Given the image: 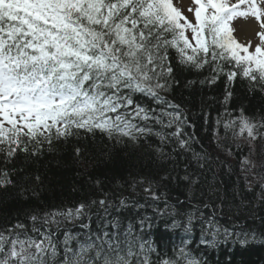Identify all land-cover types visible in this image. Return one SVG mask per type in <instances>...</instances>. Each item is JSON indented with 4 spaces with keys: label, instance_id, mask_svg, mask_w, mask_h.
Returning a JSON list of instances; mask_svg holds the SVG:
<instances>
[{
    "label": "snow or ice",
    "instance_id": "6c2138e0",
    "mask_svg": "<svg viewBox=\"0 0 264 264\" xmlns=\"http://www.w3.org/2000/svg\"><path fill=\"white\" fill-rule=\"evenodd\" d=\"M193 3L195 23L173 0H0V155L4 162H11L18 152L39 154L44 144L51 148L53 139L66 140L83 130L99 131L117 143L138 144L155 136L160 142L154 148L159 158L172 159L165 150L171 146L172 152L191 153L204 169L208 154L195 152L191 145L196 138L185 131L194 125L181 106L165 95L179 83L169 52L176 51L178 65L196 70L207 66L208 83L224 75L231 85L241 76L264 91V0ZM238 18L258 22L259 42L237 41L231 25ZM231 95L226 91L225 103ZM138 96L150 98L156 107L141 103ZM216 124L223 127L225 139L229 132L234 140L246 138L249 156L257 154L255 142L264 141V118H250L242 108L229 120L217 118ZM75 151L79 156L81 149ZM225 151L231 155V148ZM249 156L241 160V170L249 191L256 181L261 190L257 199L264 203V150L259 162ZM168 178L165 174L160 180ZM30 179L37 185L41 182L39 175ZM181 179L189 186L188 196L186 202L177 199L174 204L167 193L159 192L154 178L138 176L131 182L133 191L143 188L145 203L163 199L164 208H155L154 217L125 222L119 214L122 209L145 205L133 197L113 200L107 192L74 208L33 211L27 217L29 224L18 220L0 229V264H207L191 246L197 225L200 244L206 247L229 241L244 247L256 240L255 231H234L218 222V215L232 212L223 197H218L219 203L213 199L218 189L204 188L200 175L188 172L187 166ZM10 185L11 173L0 169V188ZM97 205L100 211L93 213ZM157 220L185 234L170 255L158 250L148 231ZM68 224L80 230L63 227L61 238L62 226Z\"/></svg>",
    "mask_w": 264,
    "mask_h": 264
},
{
    "label": "trees",
    "instance_id": "16d2710c",
    "mask_svg": "<svg viewBox=\"0 0 264 264\" xmlns=\"http://www.w3.org/2000/svg\"><path fill=\"white\" fill-rule=\"evenodd\" d=\"M169 56L175 68V79L179 83L173 84L165 95L181 106L189 123L194 125L185 131L196 138L191 145L192 149L208 154L209 158L204 161L205 168L198 167L191 153L181 150L172 152L171 146L165 150L171 152L173 158H159L154 148L160 142L155 136L148 137L147 141L141 140L138 144L128 140L117 143L115 139L110 140L99 131L87 134L81 130L78 136L66 140L53 139L51 148L44 144L36 155L18 152L9 163H5L4 157L0 155V169L8 170L13 180V185L0 188V229L9 227L18 220L29 224L27 217L33 211L74 208L80 202L87 203L102 198L105 192L111 193L110 198L113 200L133 197L145 205L143 208L122 209L119 214L125 222L128 219L135 221L144 215L154 217L155 208H164L163 199L155 204L152 201L145 203L143 188L138 186L133 191L131 182L138 176L152 177L158 181L159 192L168 194L169 203L174 204L177 199L186 202L189 186L181 177L185 175L187 166L188 172L200 175L204 188L211 186L218 189L213 197L217 203L220 202L218 197H223L225 205L232 207V212L218 215L220 224L234 231H255L257 234L256 240L244 247L229 241L211 248L200 244V228L197 225L191 234L192 248L198 255H203L207 264H264V203L257 199L261 190L253 180L252 190L249 191L245 172L241 170V160L249 156L248 143H243L240 138L232 139L231 132L225 139L223 127L216 124L217 118L223 122L239 115L241 108L250 118H264V91L254 88L247 78L241 76L234 78L231 85L224 75L215 83H208L206 78L211 73L207 66L196 70L178 65L174 49L170 50ZM226 91L232 93L227 103ZM137 98L141 103L156 107L150 98ZM217 140L220 146L217 145ZM236 145L240 147L237 148ZM76 148L81 149L79 156ZM227 148H231V155L225 151ZM255 148L257 154L249 158L259 162L264 141L255 142ZM216 157H219V161ZM165 174L169 178L161 181L160 177ZM35 175L41 177L39 185L30 179ZM249 180H252L251 175ZM96 181L100 182L99 186ZM199 188L197 186V192ZM97 211H100L98 205L92 209L93 213ZM205 211L208 213L209 210ZM233 212L237 214L233 215ZM95 219L93 215V229L96 227ZM75 223L78 225L79 221ZM63 227L73 231L80 230L72 224L62 226L61 238ZM148 231L158 250L169 255L173 247L180 244V237L185 235L181 229L165 228L162 220H157L155 226Z\"/></svg>",
    "mask_w": 264,
    "mask_h": 264
},
{
    "label": "rangeland",
    "instance_id": "374dc122",
    "mask_svg": "<svg viewBox=\"0 0 264 264\" xmlns=\"http://www.w3.org/2000/svg\"><path fill=\"white\" fill-rule=\"evenodd\" d=\"M230 2H235V0H230ZM173 4L175 7L181 10L184 16L188 17L189 20L195 23L194 10L197 7V5L193 3V0H173ZM189 8H191L193 11H189ZM246 23L256 24L258 27L254 31V33L251 32L252 34H250L248 38L242 37V34H243L242 26ZM231 27L235 30L233 32V36L236 37L238 42L246 43L247 41H251L253 44L259 42V37L257 36V33L260 31V27H259L258 22H256L254 19L238 18L235 21H233ZM187 34L189 36V39H192V34L190 30H188ZM249 50L251 51L252 49L249 48ZM240 139L242 140L243 143H249V141L244 137H241Z\"/></svg>",
    "mask_w": 264,
    "mask_h": 264
},
{
    "label": "bare ground",
    "instance_id": "6f19581e",
    "mask_svg": "<svg viewBox=\"0 0 264 264\" xmlns=\"http://www.w3.org/2000/svg\"><path fill=\"white\" fill-rule=\"evenodd\" d=\"M256 24L246 23L242 26V37L248 38L250 34L254 33V31L257 29ZM252 32V33H251Z\"/></svg>",
    "mask_w": 264,
    "mask_h": 264
}]
</instances>
